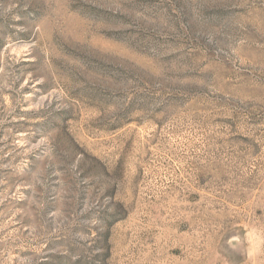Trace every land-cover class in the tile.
<instances>
[{
	"label": "rangeland",
	"instance_id": "374dc122",
	"mask_svg": "<svg viewBox=\"0 0 264 264\" xmlns=\"http://www.w3.org/2000/svg\"><path fill=\"white\" fill-rule=\"evenodd\" d=\"M0 264H264V0H0Z\"/></svg>",
	"mask_w": 264,
	"mask_h": 264
}]
</instances>
